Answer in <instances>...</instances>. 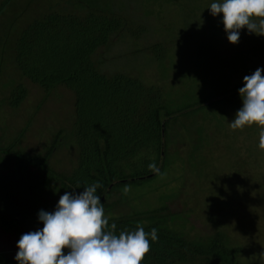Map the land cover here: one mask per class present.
Segmentation results:
<instances>
[{
    "label": "trees",
    "instance_id": "1",
    "mask_svg": "<svg viewBox=\"0 0 264 264\" xmlns=\"http://www.w3.org/2000/svg\"><path fill=\"white\" fill-rule=\"evenodd\" d=\"M129 2L134 3V11L128 10ZM71 5L72 12L52 10L33 19L15 41L14 61L23 76L46 90L64 85L72 91L75 162L70 172L56 171L48 163L52 148L42 155L15 154L10 152L12 145L0 148L13 161L10 174L0 172V230L13 234L18 241L22 234L43 228L38 219L40 210L53 212L65 192L74 189L79 193L84 186L98 181L103 187L97 189V195L101 196L109 227L115 223L117 235L134 231L138 225L146 232L158 230V240H150V251L141 264H243L237 259L238 248L230 244L224 231L191 235L182 230L181 211H171L164 201L127 214H115L117 202L107 201L114 191L129 185L140 186L155 178L178 190L184 157L178 155L176 137L182 136L185 141L183 136L193 130V150L202 148L209 136L207 126L214 119L213 126L223 125L222 120L231 112L227 110L233 109L228 104H208L207 98L193 102L185 99L178 104L175 96L183 97L185 90L178 93V87H167L160 82L162 76L147 83L132 72L108 74L100 68L105 54L93 58L99 49L111 52L114 41L125 45L146 40L142 37L148 31L146 22L154 13L166 11L165 5H176L175 1L71 0ZM140 9L148 19L136 18L135 11ZM148 44L146 40L139 45L143 53L150 50L157 59L165 56L167 47L163 43ZM253 68L255 65L246 71ZM24 96V88L18 86L8 104L15 107ZM225 96L211 101L223 102ZM206 118L210 120L205 125H196L197 119ZM178 119L193 125L182 134L172 135L171 123ZM174 197L176 194L165 199ZM126 200L122 198L118 203ZM68 251L65 249V254ZM15 256L0 250V264H18Z\"/></svg>",
    "mask_w": 264,
    "mask_h": 264
},
{
    "label": "rangeland",
    "instance_id": "2",
    "mask_svg": "<svg viewBox=\"0 0 264 264\" xmlns=\"http://www.w3.org/2000/svg\"><path fill=\"white\" fill-rule=\"evenodd\" d=\"M174 1L176 5L164 6L166 11L149 16L148 31L142 35L148 45L163 43L167 47L164 57L157 59L150 50L143 53L139 45L146 40H142L125 45L114 41L111 52L105 53L106 48H102L93 58L105 54L100 68L108 74L132 72L147 83L162 76L160 82L167 87L173 86V90L178 87L175 90L178 93L185 90L183 97L175 96L178 104L185 99L193 102L207 98L208 104H228L233 109L226 108L231 112L222 120L223 125L213 126L214 119L209 127L205 126L209 136L202 148L193 150V130L183 136L185 141L182 136L176 137L178 155L184 157L178 190L172 184H163L165 180L155 178L140 186L125 187L127 194H124L125 188L114 191L107 201L117 202L115 214L153 208L164 201L171 211H181L179 220L183 231L191 235L224 231L230 244L238 248L239 262L264 264V150L258 147L260 129L256 125L235 131L230 128L237 110L242 107L239 89L244 86V75L254 73L257 68L264 69V35L250 34L245 28L240 32L239 43L233 44L227 39L222 14L214 17L210 13L211 3L218 0ZM132 2L126 6L129 11L136 8ZM3 3L0 9V148L12 145V153L39 155L52 148L48 158L50 167L70 172L76 158V146L71 139L74 95L64 85L46 90L23 76L15 65L14 46L33 19L52 10L72 12L71 0H0V7ZM135 13L136 18H146L141 9ZM248 58L244 64L242 61ZM254 65L255 68L246 71ZM18 86L24 88L25 96L12 107L8 100ZM221 95H226L223 102V99L211 101ZM206 120L210 119H197L196 125L200 122L205 125ZM192 125L188 120H175L170 126L171 133L182 134ZM189 156L194 159L190 160ZM12 166L11 155L0 151V172L10 174ZM174 194L176 197L165 199ZM122 198L127 199L125 203H118ZM0 250L12 255L18 252L13 234L0 230Z\"/></svg>",
    "mask_w": 264,
    "mask_h": 264
},
{
    "label": "clouds",
    "instance_id": "3",
    "mask_svg": "<svg viewBox=\"0 0 264 264\" xmlns=\"http://www.w3.org/2000/svg\"><path fill=\"white\" fill-rule=\"evenodd\" d=\"M209 9L214 17L222 14L227 39L233 44L239 43L245 28L250 34L264 35V0H218ZM262 72L264 69L257 68L243 77L244 86L239 89L242 107L230 128L235 131L256 125L260 129L258 147L264 150ZM102 187L97 181L79 193L73 189L60 196L53 212L40 210L38 219L43 228L24 233L17 241L18 264H141L150 251V240H158V230L146 232L138 225L134 231L117 235L116 225L109 227L101 196L97 195ZM127 192L125 188L124 194ZM65 249L69 250L67 254Z\"/></svg>",
    "mask_w": 264,
    "mask_h": 264
},
{
    "label": "water",
    "instance_id": "4",
    "mask_svg": "<svg viewBox=\"0 0 264 264\" xmlns=\"http://www.w3.org/2000/svg\"><path fill=\"white\" fill-rule=\"evenodd\" d=\"M3 6H4V4L1 6V8H2ZM1 8H0V9H1Z\"/></svg>",
    "mask_w": 264,
    "mask_h": 264
}]
</instances>
